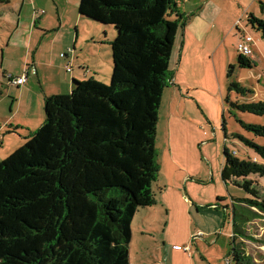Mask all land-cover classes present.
I'll return each mask as SVG.
<instances>
[{"label": "trees", "instance_id": "1", "mask_svg": "<svg viewBox=\"0 0 264 264\" xmlns=\"http://www.w3.org/2000/svg\"><path fill=\"white\" fill-rule=\"evenodd\" d=\"M174 5L80 0L82 18L115 32L110 83L73 79L69 92L46 97L42 125L0 161V264H130L132 220L138 208L154 204L156 130L172 76L171 52L189 19ZM260 7L264 11V2ZM247 22L264 39V21L251 13ZM237 64L255 63L238 54ZM227 90L249 92L234 81ZM232 106L264 115L262 101ZM238 121L264 137V125ZM242 140L256 160H241L224 146L221 179L253 194L236 198L239 203L264 212V199L249 178H264V145ZM243 217L234 205L232 261L253 264L236 243Z\"/></svg>", "mask_w": 264, "mask_h": 264}, {"label": "rangeland", "instance_id": "2", "mask_svg": "<svg viewBox=\"0 0 264 264\" xmlns=\"http://www.w3.org/2000/svg\"><path fill=\"white\" fill-rule=\"evenodd\" d=\"M174 1L180 12L189 15L183 31L185 28L199 30L210 38L209 61L214 57L215 71L213 77L204 80L205 87L194 91L200 101L187 100L180 105L185 119L180 120L181 126L173 129L178 146L174 158L169 152L167 124V110L173 101L170 91H164L156 130L159 169L152 183L154 204L138 208L135 213L129 245L130 264H158L157 252L165 264L169 256L168 253L163 256V240L167 250L176 249L173 243L190 247L189 252L180 251L181 264H228V259L234 264L231 256L234 205L244 216L239 224L242 235L237 237L236 243L239 242L253 264H264V212L239 203L236 198H251L253 194L231 181L224 182L220 173L224 146L239 159L252 160L257 155L242 138L264 145V137L245 130L238 121L264 125V115L241 112L232 106V103L264 102V39L247 22L251 13L264 21L260 7L264 0ZM106 33L109 38L110 31ZM182 33L179 28L171 52L170 70L177 68ZM243 35L253 39L252 54L248 56L255 63L251 68L237 64V44ZM114 36L115 32L109 40ZM231 81L240 83L249 92L244 95L235 90L228 92ZM109 83L110 78L106 84ZM249 178L255 181L259 197L264 199V178L257 175ZM173 258L179 259L178 256Z\"/></svg>", "mask_w": 264, "mask_h": 264}, {"label": "crops", "instance_id": "3", "mask_svg": "<svg viewBox=\"0 0 264 264\" xmlns=\"http://www.w3.org/2000/svg\"><path fill=\"white\" fill-rule=\"evenodd\" d=\"M79 2L0 0V123L3 125L0 161L23 145L26 137L42 125L46 97L69 92L73 79L94 78L107 83L110 78L109 39L113 32L110 27L82 18L78 13ZM104 29L110 31L109 38ZM183 29L177 68L171 69L166 88L173 101L167 110L168 147L172 158L178 148L173 129L181 126L180 120L185 119L180 105L187 100L200 101L194 91L205 87L206 78L213 77L215 71L214 57L209 61L210 38L199 30ZM68 48L73 49L72 53L61 57ZM68 62L71 71L65 68ZM24 73L27 78L23 85L10 84V78ZM173 244L176 249L167 250L166 242L162 241L163 256L165 258L167 253L169 256L165 264H181L182 249L178 246L182 245ZM157 254L158 264H164ZM174 256L179 259L174 260Z\"/></svg>", "mask_w": 264, "mask_h": 264}, {"label": "built area", "instance_id": "4", "mask_svg": "<svg viewBox=\"0 0 264 264\" xmlns=\"http://www.w3.org/2000/svg\"><path fill=\"white\" fill-rule=\"evenodd\" d=\"M252 37L249 35H243L241 41L238 42L237 44V51L239 54H241L242 56L248 57L252 54ZM73 49L68 48L65 52L61 53V57H64L66 55H70V53H72ZM67 71H71L72 67H71V63L68 62L65 66ZM27 75L26 73H24L23 75H21L20 77H16V78H10V84H14V85H23L26 81ZM3 125L0 123V128ZM253 160H256V158L254 157ZM178 248H181L183 251L189 252L191 249L188 245H185L183 247L178 246ZM228 264H230V260H227Z\"/></svg>", "mask_w": 264, "mask_h": 264}]
</instances>
